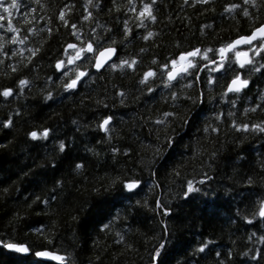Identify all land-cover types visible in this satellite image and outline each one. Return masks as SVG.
Listing matches in <instances>:
<instances>
[{
	"label": "trees",
	"instance_id": "1",
	"mask_svg": "<svg viewBox=\"0 0 264 264\" xmlns=\"http://www.w3.org/2000/svg\"><path fill=\"white\" fill-rule=\"evenodd\" d=\"M16 3L10 15L0 10V90L13 89L8 97L0 95V121H10L9 127L0 126V238L24 243L30 251H57L68 258L65 264H150L158 237L169 241L165 264H264V254L253 259L264 251V218H253L258 201L264 199V134L250 127L238 130L232 123L264 121V69H242L229 53L224 66L211 72L209 87L206 80L213 66L198 59L197 64L206 67L190 69L166 88L161 77L165 70L158 67L180 52L216 49L249 33L264 22V0ZM144 4L155 19L140 16ZM232 4L238 7L226 11ZM61 11L67 24L59 18ZM9 19L18 32L9 30ZM73 24L80 41L72 34ZM93 29L101 47L117 48L112 62L135 57L137 63L132 69L106 66L97 72L88 61H78L81 70L88 66V73L76 89L64 91L57 83L63 69L57 71L55 61L65 55L68 43L92 40ZM148 32L153 35L144 39ZM254 44L259 47L258 41ZM36 49L32 56L30 50ZM254 59L264 64V56ZM149 68L156 76L142 85L139 81ZM236 72L249 85L220 99ZM21 78L29 81L23 89L17 83ZM189 81L192 87H187ZM46 92L52 93L48 99ZM171 92L177 93L175 102ZM199 92L204 93L200 103L185 99ZM164 112L176 113L174 119L167 118V128L155 123ZM105 116L112 117L107 131L99 127ZM44 128L49 129L47 137L28 136ZM166 131L173 135L170 147L164 143ZM205 176L209 179L201 184ZM117 177L139 179L141 184L129 193ZM249 177L251 183H246ZM188 180L201 191L185 198ZM44 199L47 206L40 202ZM164 208L170 210L168 215ZM104 224L109 226L102 230ZM41 225L43 235L31 231ZM205 238L211 242L205 251H194ZM38 259L0 248V264H34Z\"/></svg>",
	"mask_w": 264,
	"mask_h": 264
},
{
	"label": "snow or ice",
	"instance_id": "2",
	"mask_svg": "<svg viewBox=\"0 0 264 264\" xmlns=\"http://www.w3.org/2000/svg\"><path fill=\"white\" fill-rule=\"evenodd\" d=\"M90 2V0H89ZM201 2H204V0H201ZM245 4L249 2V0H244ZM255 0H253V3ZM16 0H11V2H8V0H0V10H2L4 13H8L10 15V10L15 9L17 7ZM238 5L232 4L228 5L225 9L226 11H229L233 8H237ZM90 15V14H89ZM147 16L149 19H155L154 16L151 14L150 6L148 4H144L141 11L140 16ZM243 15L245 17L249 16V12L247 8L244 9ZM65 24H67V20L64 19V12L61 11L60 17H59ZM4 19L3 16H0V20ZM83 19H87V17H83ZM73 28V35L77 38L78 41L81 40L79 32L76 30V26L73 24L71 26ZM8 28L9 30L13 32H18L19 29H14L12 26V22L9 19L8 20ZM107 31V29H105ZM29 32L32 31V28L28 29ZM49 31H51L49 29ZM93 32V39L88 41H83L80 45L76 43H68L65 46V55L62 56L60 59H57L55 61V68L57 71H60L63 69L60 75V81H58V86H60L64 91L74 90L78 86V82H82L81 78L86 76V73H88V66L85 65L83 70H81V67H79L76 62L80 61L81 64H84L85 61H88L91 64L92 68H95L97 70H100L104 66H109L112 69L116 68H129L132 69L134 65H136L137 61L135 57H132L131 60L121 58L119 60V63H114L111 60V57L116 52L115 48L112 47H101L100 46V40L98 37L95 36V29L92 30ZM128 29H127V21H125V29H124V35L127 36ZM152 32H148L147 35L144 37V39H148V37L152 36ZM260 38V39H258ZM26 40L27 37H24ZM253 40H257L259 43V47H256L255 44H252ZM12 41H17V37L15 35L12 36ZM93 41L96 42V48L94 50L93 47ZM20 43H23V41H19ZM115 41H111L110 43H114ZM241 44H248L250 47L248 51H237L236 47L237 45ZM2 46V45H0ZM68 50H71V54H68ZM264 23L260 24L259 27L253 28L250 35L247 36H240L236 40L231 41L227 44H222L219 48L212 49V48H204L201 50L200 48H193L190 51L180 52L178 56L175 58H169L167 63L158 65L159 68L164 69L165 72L161 73L162 77V83L166 88L170 87L171 82L173 80H176L181 75H187L190 69H195L200 66L206 67V65H197L194 63V60L199 58L201 62L207 61L208 64H211L213 67L210 70V74L207 77L206 83L209 85V87L212 86L213 77L211 75V72H216L218 69H221L224 66L225 59L228 58L229 53H234V62L240 66V68H244L245 65H247L252 72H258L261 71V69H264V64H259V61L254 59L255 56H264ZM23 51V49H21ZM32 52V56L36 55V50H30ZM143 51V49H141ZM249 52H253V57H249ZM209 53H212L216 56V59L213 60L210 58ZM13 55H15V52H13ZM29 60H31V56L29 57ZM153 63H155V59H153ZM233 63L232 60H229V65ZM66 65H70L71 67H66ZM13 71H15V68H13ZM166 75V79L163 77ZM195 77L198 79L199 74L195 73ZM156 76V72H154L151 68H149L147 71L143 72V75L139 81L140 84L146 85L151 77ZM67 78V82L63 83V81ZM49 80H51V77H48ZM18 85L21 89L29 83V81L25 78H21L17 81ZM249 85L248 79L241 78L240 72H236L231 80L227 83L226 87H224L223 92L220 94V99H224L225 95L228 93L238 94L241 92L242 89H246ZM193 83L192 81H189L187 87H192ZM183 87V86H182ZM149 93L153 91L152 87H147L146 89ZM13 89L12 88H3L0 90V95L3 97H8L10 94H12ZM117 95L123 96V93H117ZM52 96L51 92L45 93V99H48ZM204 93L199 92L196 97L186 96L185 99L191 101L193 104L200 103L203 99ZM171 97L173 99V102H175L178 97L176 92H171ZM211 97H209L210 99ZM260 99L264 100V92H261ZM121 103H123V100H121ZM232 104H235V100L231 101ZM259 107V105L257 106ZM245 112L248 111H256V108L251 109H244ZM215 118L219 120L221 118L220 114H214ZM229 117L233 115L232 112H229L227 114ZM162 119H157L155 121L156 125L158 126H164L167 128L168 126V119L169 117L175 118L176 113L175 112H164L162 113ZM112 119L111 116H105L103 120L100 122L99 127L107 131L106 125L109 124V121ZM184 123H187V121H184ZM233 125L238 130H244L247 131L249 127L254 132H260L264 134V121H261L260 123H253L249 125L248 123H242L237 124L235 120L232 121ZM0 126L3 127H9L10 121H0ZM203 131L205 133L209 132V126L205 125L203 128ZM211 131L216 132L218 131L217 128H211ZM49 133V129L44 128L39 134L36 131H32L28 133V136L35 139L39 135L40 138L47 137ZM164 143L167 144L169 147L173 144V135H170L165 132V139ZM65 147L64 142H59V148L60 150H63ZM117 151L116 148L112 149V152L115 153ZM126 153L129 151L128 149L124 150ZM155 152L157 156L160 154V148H156ZM195 154V153H194ZM82 165L80 163H77L75 165L76 169H80ZM154 175V173H153ZM178 175V173H177ZM117 180H120L119 177L116 178ZM204 179H209L207 176H205L200 183L203 184ZM57 185L61 183V181H56ZM246 183H251V177L248 178ZM141 184V180L135 179V178H127L120 180L121 188L126 192H132L133 190H136L138 186ZM195 182L193 180H188L186 183V190L183 191V195L185 198H188L190 194L193 193H199L201 191L200 187L194 186ZM37 200L40 198L37 197ZM52 200H55V196L51 197ZM41 204L47 206L48 199H44L40 201ZM137 204L140 203V201L136 202ZM158 207H162L159 205V201H157ZM258 208L253 213V218L258 216L261 218H264V199H261L258 201ZM30 206V205H29ZM169 209L164 208L163 214L168 215ZM247 219V218H246ZM251 222V220H249ZM162 224H164V221H161ZM109 225L104 224L101 225V229L108 228ZM31 231L43 235L45 231V226L41 225L37 228L31 229ZM164 233H167V225L164 227ZM119 235V234H117ZM121 240H123V237H120ZM261 240H264V236L260 237ZM168 243L166 239H163L162 237H158L156 239V243L152 248V251L149 253V261L150 264H165V261L163 260V256L168 250ZM211 243L206 238L205 240L199 244V246L194 250L196 252H204L207 245ZM49 244H51V241H49ZM130 247V246H129ZM0 248L7 249L10 251H15L21 254H29L33 255L36 258H39L34 262V264H42L43 260H53L55 264H65V261L68 259L64 255H58L54 252H50L47 250H34L30 251L29 247L25 246L23 243H15L12 242L7 237L0 238ZM264 254V251L257 252L256 256H253V259H256L257 256ZM218 256L219 253H216ZM228 255L230 256L231 253L229 252Z\"/></svg>",
	"mask_w": 264,
	"mask_h": 264
},
{
	"label": "water",
	"instance_id": "3",
	"mask_svg": "<svg viewBox=\"0 0 264 264\" xmlns=\"http://www.w3.org/2000/svg\"><path fill=\"white\" fill-rule=\"evenodd\" d=\"M264 23V22H263ZM260 24H262V23H260ZM260 24H258L256 27H259V25ZM256 27H254V28H256ZM252 31V30H251ZM251 31L249 32V33H247V34H243V35H239V36H237V37H235L233 40H236L238 37H240V36H247V35H250L251 34ZM258 39H260V38H258ZM232 40V41H233ZM257 40H253L252 41V43H254V42H256ZM230 43V42H229ZM244 45H248V44H241V45H237V47H236V49L237 48H239V47H241V46H244ZM106 47H112V48H115L116 49V52L113 54V56L111 57V60H113L114 58H115V56H116V53H117V48L115 47V46H106ZM106 47H104V48H106ZM106 66H104V67H102L100 70H102L103 68H105ZM95 71H100V70H97V69H95V68H93ZM241 78H243V77H241ZM244 79V78H243ZM231 80V79H230ZM174 81V80H173ZM229 82V81H228ZM107 126V125H106ZM15 243H17V242H15ZM25 246H27L26 244H25ZM28 247V246H27ZM42 250H47V251H50V252H54V253H56V254H58V255H63V254H61V253H59V252H57V251H53V250H50V249H42ZM15 252V251H14ZM18 253V252H17ZM21 254V253H20ZM24 255H27V254H24ZM45 261H52V262H54L53 260H50V259H48V260H45Z\"/></svg>",
	"mask_w": 264,
	"mask_h": 264
},
{
	"label": "rangeland",
	"instance_id": "4",
	"mask_svg": "<svg viewBox=\"0 0 264 264\" xmlns=\"http://www.w3.org/2000/svg\"><path fill=\"white\" fill-rule=\"evenodd\" d=\"M255 45H256V44H255ZM249 47H250V46L244 48V50H245V51H248ZM256 47H258V46L256 45ZM68 54H71V50H68ZM248 54H249V57H253V52H249ZM253 58H254V57H253ZM196 60H197V59H196ZM196 60H194V63L197 64ZM77 62H78V61H77ZM197 65H198V64H197ZM67 66H68V67H71L70 65H67ZM183 77H184V75L179 76V78H183Z\"/></svg>",
	"mask_w": 264,
	"mask_h": 264
},
{
	"label": "flooded vegetation",
	"instance_id": "5",
	"mask_svg": "<svg viewBox=\"0 0 264 264\" xmlns=\"http://www.w3.org/2000/svg\"><path fill=\"white\" fill-rule=\"evenodd\" d=\"M248 47V46H247ZM244 48H246V47H242V48H240V49H237V51H241V50H244ZM199 58H197V60H198Z\"/></svg>",
	"mask_w": 264,
	"mask_h": 264
}]
</instances>
